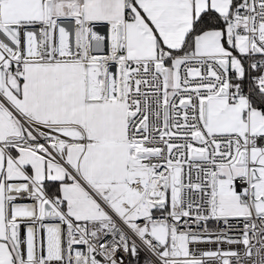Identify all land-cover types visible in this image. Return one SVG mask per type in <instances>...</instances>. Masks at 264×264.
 Segmentation results:
<instances>
[{
	"label": "snow or ice",
	"instance_id": "snow-or-ice-1",
	"mask_svg": "<svg viewBox=\"0 0 264 264\" xmlns=\"http://www.w3.org/2000/svg\"><path fill=\"white\" fill-rule=\"evenodd\" d=\"M0 264H264V0H0Z\"/></svg>",
	"mask_w": 264,
	"mask_h": 264
}]
</instances>
